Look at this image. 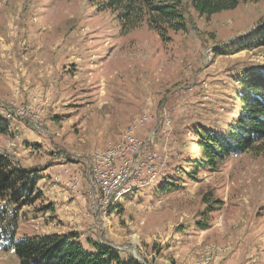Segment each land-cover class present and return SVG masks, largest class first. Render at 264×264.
<instances>
[{"label":"rangeland","instance_id":"obj_1","mask_svg":"<svg viewBox=\"0 0 264 264\" xmlns=\"http://www.w3.org/2000/svg\"><path fill=\"white\" fill-rule=\"evenodd\" d=\"M190 1L163 39L146 21L123 31L102 2L0 0V155L37 170L42 195L0 199V237L15 220L16 241L76 233L142 264H264V150L196 166V131L227 129L238 78L264 70V45L236 50L264 32V0L211 17ZM132 132L158 182L105 204L94 157ZM0 264H21L1 242Z\"/></svg>","mask_w":264,"mask_h":264},{"label":"trees","instance_id":"obj_2","mask_svg":"<svg viewBox=\"0 0 264 264\" xmlns=\"http://www.w3.org/2000/svg\"><path fill=\"white\" fill-rule=\"evenodd\" d=\"M102 2L103 9L117 12L123 31H131L146 21L150 29L163 39L169 30L186 29L182 0H91ZM261 0H191V5L201 16L211 17L224 11L235 10L242 2ZM254 34V33H253ZM255 36V35H254ZM240 45L237 51L264 45V32L252 42ZM241 91L237 92L239 107L228 128L221 132L198 129V147L203 158L196 161L201 166L215 167L218 160L238 156L246 151L264 150V70L250 69L238 78ZM9 127L0 123V134H8ZM37 170L25 169L12 164L10 158L0 155V199L16 205H27L39 199L34 195L38 177ZM195 171L190 177L196 179ZM168 186V188H167ZM174 185H166L161 191ZM172 189V188H171ZM16 221L10 231L0 237L5 251L14 250L21 264H142L137 260L123 259L111 243H93L85 248L76 233L69 235L51 234L39 237L15 239Z\"/></svg>","mask_w":264,"mask_h":264},{"label":"built area","instance_id":"obj_3","mask_svg":"<svg viewBox=\"0 0 264 264\" xmlns=\"http://www.w3.org/2000/svg\"><path fill=\"white\" fill-rule=\"evenodd\" d=\"M152 117H143L140 125L143 126ZM141 142L135 132L129 134L127 142L120 154L102 153L101 159H96V166H92V180L95 186H100L105 194V204L114 196H119L121 190L128 186H143L158 182L161 170L153 169L148 163H138L135 155L139 152ZM145 144V143H144ZM150 172V175L146 173Z\"/></svg>","mask_w":264,"mask_h":264},{"label":"bare ground","instance_id":"obj_4","mask_svg":"<svg viewBox=\"0 0 264 264\" xmlns=\"http://www.w3.org/2000/svg\"><path fill=\"white\" fill-rule=\"evenodd\" d=\"M123 146H124V144H121L120 143V145H117L115 147H111L110 149H108V152L107 153H109V154H120L123 151ZM101 158H102V152L100 154H98L97 156L94 157L92 166H96V159H101ZM135 187H137L136 189H138V186H128V187H125L123 190H121V193H119V196H114V198L115 197L116 198H119L120 196H122L123 194H125V193H127L129 191H133V189ZM114 198L110 199L109 202L106 203V204H109V203L113 204L115 202Z\"/></svg>","mask_w":264,"mask_h":264}]
</instances>
